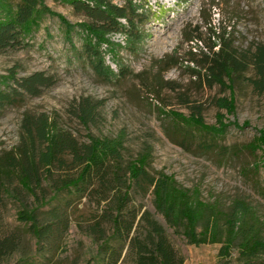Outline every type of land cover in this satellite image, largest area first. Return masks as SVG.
<instances>
[{"label": "trees", "instance_id": "1", "mask_svg": "<svg viewBox=\"0 0 264 264\" xmlns=\"http://www.w3.org/2000/svg\"><path fill=\"white\" fill-rule=\"evenodd\" d=\"M48 1L70 7L81 20L72 23L52 10ZM147 2L0 0V53L31 48L33 38L43 28L50 35L46 23L51 19L75 60L106 82L125 78L129 74L120 52L136 56L151 38L147 25L153 11ZM226 34L216 35L202 63H197L200 68L192 70L203 86H217L229 93L215 100L220 111L217 125H207L197 106L191 107L189 116L163 113L171 121L166 134L185 150L194 148L196 133L210 138L199 146L211 151L220 147L219 141L231 127H248L247 123L240 127L236 121L228 122L221 112L236 115L235 87L250 68L254 71L249 79L252 87L258 94L264 93V45L243 52ZM118 35L122 41L115 40ZM108 56L117 70L107 64ZM56 83L53 76L40 72L20 77L17 69H11L0 74V115L21 107L28 98L41 96ZM74 114L87 130L99 118L98 108L89 99L80 102ZM86 136L80 141L47 114H24L18 146L0 155V264L23 248L19 232L3 222L2 210L7 209L9 200L18 202L17 220L35 239L36 255L46 260L24 253L18 264H49L84 201L97 208L93 225L86 232L98 245L95 264H184L185 257L168 229L147 208L136 205L139 197L150 194L156 212L175 235H183L195 246L221 244L220 264H227L233 253L238 254L241 264H264V224L248 204L236 202L226 211L218 203L204 201L199 189L181 186L174 176L163 171L152 173V151L145 148L128 159L123 132L115 137L91 132ZM245 148L253 155L262 153L254 170L264 166V131Z\"/></svg>", "mask_w": 264, "mask_h": 264}, {"label": "rangeland", "instance_id": "2", "mask_svg": "<svg viewBox=\"0 0 264 264\" xmlns=\"http://www.w3.org/2000/svg\"><path fill=\"white\" fill-rule=\"evenodd\" d=\"M145 1L153 11L147 25L151 38L136 56L120 52V61L129 74L125 78L106 82L87 65L75 60L60 36L57 23L51 19L46 23L50 35L43 28L33 38L31 48L0 53L1 75L17 69L20 77L40 72L57 81L55 87L45 90L41 96L28 98L21 107L9 108L0 115V155L18 146L22 119L27 112L49 115L61 129L72 132L80 141L86 140L88 132L111 137L123 132L128 159L149 148L152 173L163 171L174 176L181 186L199 189L204 201L218 203L226 211L236 202H244L264 224V166L254 170L262 153L253 155L245 148L259 131H264V93L258 94L251 85L253 69L236 84V115L221 112L228 122L236 121L240 127L247 123L248 127H231L219 141V148L203 150L200 143H208L210 138L201 133L195 134L194 148L185 150L176 145L166 134L171 121L163 114L175 111L189 116L191 107L197 106L207 125H217L220 111L215 100L229 93L217 86H203L192 70L200 68L197 63H202L208 45L221 32L227 33L243 52L264 45V0ZM48 5L72 23L81 20L70 7L53 1H48ZM115 40L122 41L123 37L118 35ZM107 58V64L117 70L110 57ZM84 99L98 108V121L90 130L74 114ZM153 201L150 194L139 197L136 205L147 208L168 229L175 246L185 257L184 264H220L221 244H189L183 235H175L168 227L164 217L156 212ZM8 202L7 209L2 210L3 222L19 232L23 248L2 264H18L24 253L46 262L43 256L36 255L35 239L17 220L18 202ZM96 212V206L86 201L76 209L71 229L49 264H95L98 245L86 232L93 225ZM233 254L227 264H241L238 254Z\"/></svg>", "mask_w": 264, "mask_h": 264}]
</instances>
